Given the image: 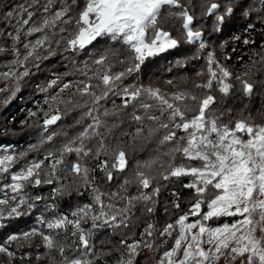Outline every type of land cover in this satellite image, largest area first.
<instances>
[{"label": "trees", "instance_id": "obj_1", "mask_svg": "<svg viewBox=\"0 0 264 264\" xmlns=\"http://www.w3.org/2000/svg\"><path fill=\"white\" fill-rule=\"evenodd\" d=\"M65 2L71 6L69 15L72 17L78 15L84 4V0H77L79 7L72 5V0H53L50 11L45 13L44 7L48 0H0V149L15 147L16 152L19 153L15 168H21L29 162L42 159L49 152H57L70 139L78 136L89 123H92L90 118L84 116L88 110L84 103L87 101L88 106L92 107L91 98L81 97L76 92V85L80 81L88 82L89 77H92L93 85L99 83L94 73L97 69L103 71V66L96 65L95 59L101 54L107 55L108 59L105 64L111 65L112 74L125 71L133 64L131 52L119 42H112L107 38H100L83 50L68 49L66 39L73 33L74 24L58 23L54 28L49 27L43 32L29 34V28L40 25L45 17H50L52 13L64 6ZM211 2L221 5L218 14L225 17L222 24H216L215 15H205L206 7ZM180 3L186 6L190 14L195 17L193 28L203 32L202 39L206 48L200 50L196 43L186 41L182 21L172 14L178 9L165 6L158 18L157 26L168 31L172 38L177 39L178 45L146 57L138 71H133L123 79V85L159 89L160 94L168 98L170 102H173L171 101L172 94L177 92L191 93L197 97L211 94L215 97V103L211 105L208 115L218 118L219 124L234 127L237 120H245L251 125H264V0H180ZM228 6L233 8L230 15L225 12ZM21 7L33 13L27 25L20 23L21 19H28L27 12H24L22 16L18 14ZM9 11L14 13L13 16H7ZM245 12L248 15H245ZM61 27L66 31L61 33ZM62 36L65 39H61ZM45 37L48 38L47 43L43 47L37 46L33 56L25 60L31 46L36 45L37 40ZM25 44L30 47L26 49ZM208 53L214 55L213 70L219 74L216 67L218 63L232 74L226 82L234 85V88L227 96L218 91L215 82L210 91L196 87L197 84L206 83L209 78ZM121 60L124 63H121ZM25 69L28 74L22 78L2 75L10 70L22 73ZM245 72L248 75L245 76ZM198 73L201 74L198 75ZM237 76L253 84L251 95L244 94L240 81L236 80ZM48 77H59L64 82L72 84L70 89L60 96V101H65V103L59 101L58 104L61 119L54 125H50L47 132L43 130L38 119L18 127L21 122L28 121L29 108L38 107L31 101L30 103L25 101V104L21 105L18 103V98L25 100L33 95V100L38 102L40 92L35 90L33 85H38L39 81ZM93 90L99 91L95 88ZM69 99L81 106L74 107V105L67 104L66 101ZM148 102L155 103L151 100ZM121 104L122 100L119 96L110 95L106 101H101L100 110L94 115L98 114L99 118L107 124V127H101L99 131L106 137L105 143L108 145L109 152L116 149H123L126 152L127 168L123 172L110 169L113 179L108 181L106 173L96 167L98 161L91 156L82 158V163L90 169L89 176L95 178L86 189L81 179L74 177L70 171L66 170L81 158L75 153L65 154V164L59 166L60 172L54 184H43L40 187L26 189L31 197L41 196L44 199L35 201V207L32 209L24 206L22 215L3 218L4 223L0 226V242L10 234L21 235L29 232L30 228L35 227L33 222L37 215L47 218L66 213L72 216L73 211L85 205H93V212L98 213L99 205L94 204L93 200L92 189L95 188L97 190L95 194L101 195L105 204H114L117 209L126 207V202L122 197H135L146 193L152 199L147 202L141 200L132 202L133 206L124 217L127 227L104 226L91 229L89 248L86 252L77 250L78 236L71 234L73 229L69 226L66 238L65 234L61 233L62 243L65 245L64 255L69 260L81 257L91 260L92 264H118L121 257H128V250L125 245L121 244L122 240H126L128 244L148 241L154 244L152 250L145 248L143 243L139 249H143L142 264H151L156 256L171 246V236L166 239L159 233L167 223H174L179 216L189 213L196 197L194 190L185 185L191 183L192 178L190 176L171 177L168 180L162 178L166 174L169 162V158L163 156V153L169 151L171 145L162 146L158 141L166 130L161 129L152 138L145 139L148 128L156 125L152 121L144 120V136L136 137L138 124L132 120V113L136 111L137 114L144 115L143 110H138V102L129 105L127 109H120L116 116H103L104 109L116 111ZM41 106L45 107V104ZM149 111L155 112V109ZM155 114L158 115V113ZM192 114L189 113V117ZM113 125L116 126L113 127ZM49 134H55L51 142L45 140ZM178 135H184V133L178 132ZM97 143V138L85 140L86 146L93 150ZM57 155H59L58 152ZM158 157L162 159L165 168L157 164L152 169H141L146 175L154 178L151 180L150 187L143 189L134 177L137 165ZM101 159L105 157L102 156ZM109 162L112 163L111 160ZM48 163L45 161V171H47ZM174 163L177 165L191 163L199 166L198 161H188L179 154L176 155ZM92 169L96 170L91 171ZM125 180L132 181L127 185L126 190L122 188ZM53 188H65L64 194H54ZM155 189H159L158 194H154ZM116 193L118 195H112ZM177 203L179 208L175 207ZM46 205L55 207L50 209L46 208ZM147 207H152L153 212L149 213L146 210ZM202 209L205 211L206 205L202 206ZM90 215L91 213L87 221L82 222V227L85 229L91 228ZM234 218V216L220 217L211 220L215 223H230ZM116 223H120L119 217ZM148 224L154 225L152 237L142 235ZM40 228L44 232L48 231L45 225H40ZM162 240L166 242L161 243ZM8 244L16 255L15 260L18 263L63 264L61 256L58 255L56 258L49 256L39 235ZM18 258H20L19 261Z\"/></svg>", "mask_w": 264, "mask_h": 264}, {"label": "snow or ice", "instance_id": "obj_2", "mask_svg": "<svg viewBox=\"0 0 264 264\" xmlns=\"http://www.w3.org/2000/svg\"><path fill=\"white\" fill-rule=\"evenodd\" d=\"M52 2L53 0H48L44 7L45 13L50 11ZM72 5L79 7L77 0H72ZM165 6L170 9H178L172 14L182 21L186 41L188 43L199 41V49H205L206 44L202 39L203 32L199 29L194 30L195 17L190 14L186 6L180 3V0H84L83 7L76 17L69 15L71 6L65 2L64 6L52 13L50 17H45L40 25L28 29L29 34H32L43 32L49 27L54 28L58 23L74 24L73 33L66 39L68 49L83 50L98 39L107 38L126 47L132 54L133 64L125 71L112 74L111 65L105 64L108 59L107 55L101 54L99 58L94 60L96 65L103 66V71L97 69L94 73L99 83L93 85L91 83L92 77H89L88 82L80 81L76 85V92L81 97L88 96L91 98L92 107L88 106L87 101L84 103L88 109L84 116L90 118L92 123H89L78 136L70 139L59 148L57 150L59 155L57 152H49L44 160L33 161L18 172L11 173V183L0 184V193H2L0 206H5L9 218L22 215L21 209L24 206L27 209L34 208L35 201L44 198L41 196L31 197L26 189L40 187L43 184H54L60 172L59 166L65 164V154L75 153L77 157L81 158L72 163L70 169L66 170L70 171L74 177L81 179L86 189L94 182L95 178L89 176L90 169L82 163V158L91 156L98 161L96 167L106 173L108 181L113 179V173L110 169L123 172L128 163L126 152L123 149L109 152L108 145L105 143L106 137L99 131L101 127H107V124L99 118L98 114L94 115V113L99 112L101 101H106L110 95L119 96L122 100L121 106L116 111L104 109L103 116H116L120 109H127L129 105L138 102V110H143L144 115L137 114L136 111L132 113V120L138 124L135 136H144L143 121L148 120L156 126L148 128L147 136L144 138L150 139L163 129L166 130L165 134L158 143L162 146L171 145L169 151L163 153V156L169 158V162L166 167V174L162 178L164 180L183 176L192 178L191 183L185 185V187L194 190L196 197L195 202L191 204L189 213L179 216L174 223H167L159 233L161 237H168L172 235V231L177 226L179 229L174 246L171 250L163 253V256L168 258V264H175L173 257L185 244L183 258L178 264H212L213 253L220 254L222 247L228 249L231 241H235L239 245L230 248V252L235 254L233 259L235 256H241L244 257L241 264H264V125H251L245 120H237L234 127L219 124L218 118L208 115L211 111V105L215 103V97L211 94L197 97L191 93L177 92L172 94L171 101L173 102H170L168 98L160 94L159 89L129 86L122 83L123 79L132 74L133 71L139 70L146 57L178 45L177 39L172 38L168 31L157 26L158 18ZM220 8L219 3L211 2L205 11L207 16L215 15L217 25L222 24L225 18L224 15L218 14ZM24 12H27L28 19H21L20 23L27 25L33 13L21 7L18 14L22 16ZM225 12L230 15L233 8L228 6ZM13 14L9 11L7 16L11 17ZM245 15L248 13L245 12ZM65 31V28H60L61 33ZM61 39H65V37L62 36ZM47 41V37L37 40L36 45L31 46L25 60L33 56L37 46L43 47ZM24 47L28 49L30 45L25 44ZM207 62L209 78L206 83L197 84L196 87L210 91L215 82L221 94L229 95L234 85L227 83L226 80L232 74L218 63L216 67L219 74L213 70L212 65L215 62L213 53L207 54ZM121 63L124 61L121 60ZM27 74L25 69L22 73L17 70H10L2 75L22 78ZM200 74L198 73V75ZM244 75L246 76L248 73L245 72ZM59 79L57 77L51 80L48 87L57 85ZM236 80L240 81L245 95L252 94L254 88L252 83L241 79L240 76H237ZM169 83L172 82L169 81ZM71 86V82L64 83L60 87V92ZM94 88L99 89V91H94ZM145 96L147 99H143ZM51 99L55 101L57 97L52 96ZM148 100L155 101V103H149ZM60 103H65V101H60ZM66 103L74 105V107L81 106L79 103H74L72 99ZM151 109H155V112L149 111ZM189 113L193 114L189 117ZM60 119L61 114L58 108L54 110V114L45 113L44 131L47 132L48 127ZM115 126L113 125V127ZM178 132H183L184 135H178ZM238 133L242 135H238ZM54 135H47L45 140L51 142ZM243 135L248 138L244 139ZM92 138L98 140L95 150L85 144L86 139ZM177 154L188 161H198L199 166L191 163L188 165L175 164ZM102 156L105 159H101ZM18 159L19 157L12 155H5L0 158V178L3 177V174L9 173L12 163ZM110 160L112 163L109 162ZM45 161L49 162L47 171L44 170ZM157 164L161 168H165V164L159 157L137 165L134 177L143 189L149 188L151 180L154 178L146 175L145 171L141 169H152ZM95 170L92 169L91 171ZM131 182L125 180L122 188L126 190L127 185ZM64 191L65 188H53L54 194L63 195ZM92 191L94 204L99 205L98 213L93 212V205H85L72 212L71 215L74 219L63 214L50 220L41 218L40 223L47 227L48 233L38 232L34 229L21 235H10L8 242L11 243L20 239L28 240L34 235H39L45 248L49 251L56 250L59 252L63 264H92L91 260L81 257L69 260L64 255L65 245L58 239L61 233L63 232L66 238L67 230L71 226L73 229L71 234L78 236L77 250L86 252L89 248L91 229L104 226L127 227L124 217L133 206L132 202L134 200L147 202L152 199L146 193H141L135 197H122L126 202V207L117 209L114 204H105L101 195L95 194L97 192L95 188ZM158 192L159 189L154 190V194H158ZM112 195H118V193ZM205 205L206 212L202 209V206ZM54 207V205H46V208L54 209ZM175 207L179 208V204L177 203ZM146 210L151 213L154 209L147 207ZM90 213L91 228L85 229L82 227V222L88 220ZM189 215L199 218L192 222H186ZM231 216H240L243 219L231 225L225 223L215 228L207 227L204 223L213 218ZM118 217L120 218L119 224L116 223ZM3 218L4 210L0 209V219ZM153 228L154 225L148 224L145 233L142 235L146 234L148 237H152ZM197 228L198 232L192 231ZM244 229L247 230L244 231ZM238 232L241 233L239 237H237ZM164 242L166 241H161V243ZM141 243L149 250L154 248V244L148 241H136L128 244L126 240H122L121 244L125 245L128 250V259L121 260L119 264H133L134 257L139 255L138 248ZM205 243L209 245L208 250L203 247ZM194 244L195 247H193ZM0 253L9 257L14 255L4 245H0ZM216 258L218 259L219 256ZM159 264H164L163 258Z\"/></svg>", "mask_w": 264, "mask_h": 264}, {"label": "rangeland", "instance_id": "obj_3", "mask_svg": "<svg viewBox=\"0 0 264 264\" xmlns=\"http://www.w3.org/2000/svg\"><path fill=\"white\" fill-rule=\"evenodd\" d=\"M197 45H199V41L195 42ZM53 77H48L47 79L45 80H41L39 81L38 85H33V88L35 90H37L38 92H42L45 96L44 98L46 99V103H45V107H38V108H29V119L28 121H23L21 122V124L18 125V127H22L24 126L25 124H27L29 121L31 120H34V119H38L39 122L41 123V125L43 126V120L45 118V113H53L54 114V110L55 109H59L58 107V104H59V101H60V96L62 95V93L68 91L70 89V87L68 89H65L63 92H60V85L62 86V84L66 83L64 82L63 79H59V82L57 85H53L52 87H48V84L50 82L49 79H51ZM54 78H57V77H54ZM69 83V82H68ZM72 85V84H71ZM56 88L57 86V90L54 88ZM54 89L56 91H54ZM52 96H56L57 99L54 101L51 99ZM25 101H31V103H33V95H31L29 98H25V100L23 99H20L18 98V103H20L21 105H24L25 104ZM32 106V105H31ZM33 107V106H32ZM60 110V109H59ZM49 128V127H48ZM44 130V128H43ZM3 131V130H2ZM238 135H242V134H238ZM243 138L244 139H247L248 137L247 136H244L243 135ZM5 155H12V156H15V157H19V153L16 152V149L15 147H2L0 149V158H2L3 156ZM45 156L42 158V159H39L37 161H40V160H44ZM15 163H12L11 167L9 168V173H5L3 174V177L0 178V184L2 183H11V173H15V172H18L21 168L27 166H23L21 168H15ZM0 196H2V193H0ZM0 209H3L4 210V217H8L7 216V210L5 208V206H0ZM23 210V208L21 209V211ZM207 211V208L205 210V212ZM185 215V214H184ZM70 216V215H69ZM71 217V216H70ZM233 217V216H231ZM234 220L230 223H227V222H223V223H215L213 220H209V221H206L204 222L206 224L207 227H211V228H215V227H220L222 226L223 224L227 223L229 225H231L232 223L238 221V220H241L243 219L242 217L240 216H234ZM46 219V220H50L52 219L53 217H47V218H43L41 217L40 215H37L35 217V220H34V226L33 228H30L28 231L31 232L32 230H37L38 232H44L41 228H40V225H44V224H41L40 223V219ZM199 217H195V216H191L189 215L188 216V220L186 222H192L196 219H198ZM74 219V217H73ZM214 219V218H213ZM4 221L3 219H0V226L3 225ZM46 227V226H45ZM247 229H244V231H246ZM193 232H198V228L197 229H193L192 230ZM49 230L47 232H44V233H48ZM178 232H179V229H178V226L175 230L172 231V235H171V238H172V244L171 246L166 249L165 251H169L172 249V247L174 246V243H175V239L177 238L178 236ZM241 233H237V237H239ZM10 235H13V234H10ZM9 235V236H10ZM8 236V237H9ZM8 237L4 238L1 242H0V245H4L5 247H7L9 249V251L13 252L10 248H9V242H8ZM169 237V236H168ZM166 237V239L168 238ZM58 239L62 242V235H60L58 237ZM42 241V239H41ZM43 243V241H42ZM134 243V242H133ZM44 244V243H43ZM129 244H132V243H129ZM186 246L183 245L179 251H177V253L174 255L173 257V260L175 262V264H178V262L183 258V249L184 247ZM239 245H237L235 243V241H231L230 242V246L228 249H225V248H221V253L220 254H217V253H213V260H212V264H241V261L244 259V257H241V256H235V259H233V256L235 254H232L230 252V248L231 247H238ZM193 247H195V244L193 245ZM203 247L205 248V250H208L209 248V245L207 243L203 244ZM47 252L49 253V256L52 257V258H56L58 257V255L60 256L59 252L56 251V250H52V251H49L47 248H46ZM161 252V254H159L158 256H156V258L153 260V262H151V264H159V261L161 260V258H163V261H164V264H168V258L167 257H164L163 256V253L165 252ZM138 252H139V255L135 256L134 259H133V264H142V255H143V249H139L138 248ZM14 253V252H13ZM142 256V257H141ZM219 256V258L217 259L216 257ZM15 257L16 255L14 254L12 257H9L7 256L6 254L4 253H0V264H23L22 263H18L17 260H15ZM20 258H18V261H19ZM128 257H121V259L119 260V262L121 260H127ZM118 262V264H119Z\"/></svg>", "mask_w": 264, "mask_h": 264}, {"label": "built area", "instance_id": "obj_4", "mask_svg": "<svg viewBox=\"0 0 264 264\" xmlns=\"http://www.w3.org/2000/svg\"><path fill=\"white\" fill-rule=\"evenodd\" d=\"M159 53H160V52H159ZM53 79H56V78H51V79H49V80L51 81V80H53ZM65 82H66V81H65ZM66 83H68V82H66ZM62 85H63V84H62ZM54 87H55V86H54ZM60 87H61V85H60ZM55 89L57 90V86H56ZM55 89H54V91H56ZM44 96H45V95H44L42 92H40V96L37 98L39 101L36 102V100H34V101H33V103H35L34 105L37 104L38 107H40L42 104H45V103H46V99L44 98ZM32 106H33V105H32ZM38 107H37V108H38ZM41 107H42V106H41ZM63 215H67L70 219H73L72 216L70 217V216H69L68 214H66V213H63Z\"/></svg>", "mask_w": 264, "mask_h": 264}]
</instances>
